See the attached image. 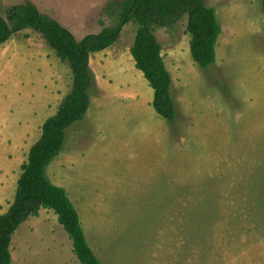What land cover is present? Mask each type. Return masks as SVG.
Here are the masks:
<instances>
[{
    "label": "rangeland",
    "instance_id": "1",
    "mask_svg": "<svg viewBox=\"0 0 264 264\" xmlns=\"http://www.w3.org/2000/svg\"><path fill=\"white\" fill-rule=\"evenodd\" d=\"M122 1L0 0V16L32 4L81 41L113 26ZM202 1L221 27L212 66L192 60L186 16L154 30L175 120L152 106L129 23L113 46L90 56V107L46 170L101 264H264L263 0ZM71 88L70 66L33 30L0 47V215ZM17 232L11 264H80L53 212Z\"/></svg>",
    "mask_w": 264,
    "mask_h": 264
},
{
    "label": "trees",
    "instance_id": "2",
    "mask_svg": "<svg viewBox=\"0 0 264 264\" xmlns=\"http://www.w3.org/2000/svg\"><path fill=\"white\" fill-rule=\"evenodd\" d=\"M264 7V0H263ZM187 17V33L191 37L190 54L201 68L216 61L215 48L221 27L215 11L202 0H123L117 5L115 23L98 35L77 41L57 21L40 14L32 4L18 5L0 16V47L16 34L31 29L41 36L62 63L70 66L72 88L57 112L42 126L39 140L31 147L26 163L21 166L17 191L8 211L0 215V264H11L12 238L21 225L48 210L57 216L72 242V251L80 264H101L86 241L79 215L64 189L51 183L46 170L63 151L66 131L82 121L90 107L93 76L90 56L115 44L122 29L137 25L130 50L135 68L142 73L153 90L152 106L163 120H175V102L171 96L172 79L162 57V48L154 30L172 28Z\"/></svg>",
    "mask_w": 264,
    "mask_h": 264
},
{
    "label": "crops",
    "instance_id": "3",
    "mask_svg": "<svg viewBox=\"0 0 264 264\" xmlns=\"http://www.w3.org/2000/svg\"><path fill=\"white\" fill-rule=\"evenodd\" d=\"M43 211H48V210H41L40 213H39V216L42 214ZM39 216H38V217H35V218H31V219H29L28 221H30V220H31V221L33 220V221H34V220L38 219ZM25 223H26V222H25ZM23 225H24V224H23ZM19 228H20V227H19ZM17 233H18V232L16 231V234H17Z\"/></svg>",
    "mask_w": 264,
    "mask_h": 264
}]
</instances>
